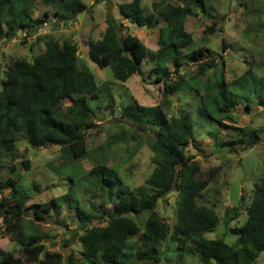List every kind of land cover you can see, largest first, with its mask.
Masks as SVG:
<instances>
[{
    "label": "trees",
    "instance_id": "trees-1",
    "mask_svg": "<svg viewBox=\"0 0 264 264\" xmlns=\"http://www.w3.org/2000/svg\"><path fill=\"white\" fill-rule=\"evenodd\" d=\"M31 0H0V40H9L22 30L26 36L38 31L44 20L33 17L26 5ZM50 2L55 0H43ZM55 13L67 18L87 8L82 0H56ZM152 0L151 13L147 15L142 0H129L117 4L118 13L130 23L139 27L158 26L157 48L150 50L137 35L121 34V24L111 17L106 19V27L99 39L88 42V55L98 66H110L113 76L119 80L140 71L143 60L150 63V71L156 82L161 83L162 97L177 92L197 95L196 114L209 116L221 114V118L233 119V108L242 99L249 107L251 93L259 105L264 107V76H255L251 68L237 78L227 82L223 70L205 95L199 90V82L188 78H172L173 70L180 68L186 60L200 61L203 66L215 65L214 58L206 55L212 52L203 45L185 51L192 42L193 35L185 28L186 18L203 8V0ZM59 11V12H58ZM222 46H225L222 41ZM78 44L66 38L44 39V48L33 59L15 58L5 69V77L0 81V150L12 152L20 137L34 148L47 144L58 145L60 157L71 158L87 155L84 128L92 125L93 109L88 104L86 94L95 96L98 85L86 64H79ZM223 65V61L221 62ZM201 71V68H198ZM197 78V77H196ZM197 80V79H196ZM229 87V88H228ZM192 90V92H190ZM70 103L63 106V101ZM124 113L129 119L141 124H149L153 132L148 145L158 165L155 166L144 185L132 189L122 183L117 171L103 163L94 164L88 171L102 189L111 195L116 187L113 209L107 216L91 214L76 205L83 252L80 259L70 253L66 264H126L129 251L136 247L137 259L146 258L151 264H160L163 256L162 226L153 209L157 201L177 190L176 222L170 238L175 243L179 264L182 263L186 243H191L200 264H252L259 253L264 251V177L254 183L252 199L246 207V218L239 226L229 228L237 237L228 244L223 237H207L218 223L215 210L198 204L196 198L207 185L209 178L197 179V165L190 162L184 147L193 137L189 119L184 116H167L159 104L149 106L133 102L126 106ZM257 133L256 129H245ZM26 168L28 160H23ZM179 165V173H169L165 164ZM0 186L10 189L12 206L7 197H0V209L4 210L3 221L8 233L14 231L16 223L25 219L26 194L20 191L14 178L0 182ZM71 189V187H70ZM20 191V193H18ZM24 195H22V194ZM72 190H70V194ZM62 196L52 197L41 205L40 210L49 213L58 206ZM151 211L143 229L130 216L143 211ZM37 219L41 215L34 209ZM104 222V224H102ZM135 237L132 242L131 238ZM43 235L30 229L22 238L21 255L5 259L6 264H59L62 255L58 251L45 249ZM139 247L142 249L139 250ZM133 257V258H134Z\"/></svg>",
    "mask_w": 264,
    "mask_h": 264
},
{
    "label": "rangeland",
    "instance_id": "rangeland-1",
    "mask_svg": "<svg viewBox=\"0 0 264 264\" xmlns=\"http://www.w3.org/2000/svg\"><path fill=\"white\" fill-rule=\"evenodd\" d=\"M82 1L87 8L72 16L67 14L64 19L55 13L59 5L56 0H31L26 5L27 9L33 17L44 20L38 31L24 38V32L18 30L11 39L0 40V81L5 77L6 66L15 58L31 60L41 53L44 39L69 38L78 44L79 64L88 66L98 85L94 97L86 94L87 102L93 109L92 125L83 129L86 156L66 160L60 157L58 145L49 143L34 148L22 137L18 139L14 151L0 150V182L14 178L20 191L26 194L25 219L16 223L14 231H6L4 210L0 209V264H6L5 259L11 261L10 254L21 255L20 238L30 229L43 235L46 250L61 253L59 264H66L65 259L70 253L74 258H81L83 231L79 228L76 205L96 218L107 216L113 209L116 195L117 184L109 195L107 188L102 189L88 173L94 164L101 162L114 168L122 183L132 189L146 184L158 162L148 145V139L153 135L150 125L129 119L124 113L125 107L133 102L149 106L159 104L167 116L189 119L193 137L183 148L184 153L191 156L190 162L197 165L195 177L209 178L196 202L213 208L219 218L217 225L205 235L209 238L223 237L228 244L234 243L237 233L229 228L244 222L254 183L264 177V107L259 105L252 92L249 107L245 105L247 100L242 99L233 108V119L223 117V123L219 124L216 119L221 114H213L215 119L196 114V93L177 92L163 98L161 83L154 80L147 60H143L140 71L126 80L114 78L110 66L100 67L88 55V42L102 36L107 17L120 21L121 34L137 35L150 50L157 48L158 26L165 25V22L160 21L153 27L130 23L120 16L117 9L118 3L129 0ZM151 1L142 0L147 15L151 13ZM197 9L196 14L186 18L185 28L192 33L193 40L185 51L206 46L212 52L206 57H213L216 64L203 66L205 58L200 61L186 60L178 71H174L170 64L171 77L188 78L189 81L195 77L200 93L205 95L217 82L214 79L221 69L227 82L239 77L249 67L255 76H264V0H203V8ZM69 103L65 99L62 104L66 106ZM242 128L256 129L257 133H248ZM23 160H28V168ZM163 168L174 175L180 170L179 165L172 167L167 163ZM1 196L7 197L9 206H12L8 187L0 186ZM56 196L63 197L59 205L53 206L49 213L42 212L41 205ZM176 199L175 189L160 198L152 210L162 226L163 256L160 264H179L174 249L176 245L170 238L176 222ZM34 209L41 219L36 218ZM150 213L149 210L130 216L143 229ZM134 240L133 236L131 241ZM136 250L134 246L129 251L126 264H151L146 258L134 257ZM182 263L200 264L191 243H186L184 247ZM252 264H264V251Z\"/></svg>",
    "mask_w": 264,
    "mask_h": 264
},
{
    "label": "built area",
    "instance_id": "built-area-1",
    "mask_svg": "<svg viewBox=\"0 0 264 264\" xmlns=\"http://www.w3.org/2000/svg\"><path fill=\"white\" fill-rule=\"evenodd\" d=\"M24 35H25V33H24Z\"/></svg>",
    "mask_w": 264,
    "mask_h": 264
},
{
    "label": "crops",
    "instance_id": "crops-1",
    "mask_svg": "<svg viewBox=\"0 0 264 264\" xmlns=\"http://www.w3.org/2000/svg\"><path fill=\"white\" fill-rule=\"evenodd\" d=\"M127 20V19H126Z\"/></svg>",
    "mask_w": 264,
    "mask_h": 264
}]
</instances>
